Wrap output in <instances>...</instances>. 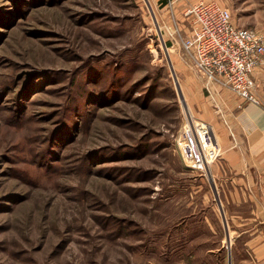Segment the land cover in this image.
<instances>
[{"label":"rangeland","instance_id":"1","mask_svg":"<svg viewBox=\"0 0 264 264\" xmlns=\"http://www.w3.org/2000/svg\"><path fill=\"white\" fill-rule=\"evenodd\" d=\"M161 1L0 0V264H227L173 71L216 138L223 109L172 33L215 1L264 37V0Z\"/></svg>","mask_w":264,"mask_h":264},{"label":"crops","instance_id":"2","mask_svg":"<svg viewBox=\"0 0 264 264\" xmlns=\"http://www.w3.org/2000/svg\"><path fill=\"white\" fill-rule=\"evenodd\" d=\"M173 73L184 113L190 121L188 128L193 133L194 119L175 71ZM252 80L260 105L245 103L243 108H239L240 101L230 90L209 84L217 105L223 109L221 118L224 120L215 125L221 150L213 171L217 186L207 154L196 146L193 148L227 223L230 236L227 264H264V61L252 71ZM191 136L192 142L195 141V135Z\"/></svg>","mask_w":264,"mask_h":264},{"label":"built area","instance_id":"3","mask_svg":"<svg viewBox=\"0 0 264 264\" xmlns=\"http://www.w3.org/2000/svg\"><path fill=\"white\" fill-rule=\"evenodd\" d=\"M185 15L191 22L189 36L182 37L178 27L172 35L198 76L230 90L240 101L239 108L245 103L260 105L252 71L264 61V37L252 28L236 25L231 11L215 1L189 4ZM203 125H192L196 140L209 147L208 160L217 158L218 140Z\"/></svg>","mask_w":264,"mask_h":264},{"label":"bare ground","instance_id":"4","mask_svg":"<svg viewBox=\"0 0 264 264\" xmlns=\"http://www.w3.org/2000/svg\"><path fill=\"white\" fill-rule=\"evenodd\" d=\"M202 138V137H201ZM203 140V139H202ZM195 146H196V148L198 149V150H200V151H202V152H204V153H206L207 154V152H206V149H205V147H204V143L202 142L201 143V141L200 140H197L196 141V143H195ZM209 150V149H208Z\"/></svg>","mask_w":264,"mask_h":264},{"label":"trees","instance_id":"5","mask_svg":"<svg viewBox=\"0 0 264 264\" xmlns=\"http://www.w3.org/2000/svg\"><path fill=\"white\" fill-rule=\"evenodd\" d=\"M161 3L167 5L168 1L167 0H162Z\"/></svg>","mask_w":264,"mask_h":264}]
</instances>
